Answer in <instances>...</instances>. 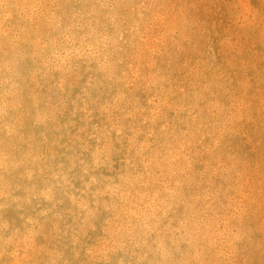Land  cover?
Returning <instances> with one entry per match:
<instances>
[{
  "label": "clouds",
  "instance_id": "clouds-1",
  "mask_svg": "<svg viewBox=\"0 0 264 264\" xmlns=\"http://www.w3.org/2000/svg\"><path fill=\"white\" fill-rule=\"evenodd\" d=\"M0 264H264V0H0Z\"/></svg>",
  "mask_w": 264,
  "mask_h": 264
}]
</instances>
